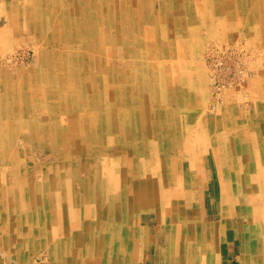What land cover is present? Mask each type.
<instances>
[{
    "label": "bare ground",
    "instance_id": "bare-ground-1",
    "mask_svg": "<svg viewBox=\"0 0 264 264\" xmlns=\"http://www.w3.org/2000/svg\"><path fill=\"white\" fill-rule=\"evenodd\" d=\"M45 1L27 0L28 6L22 11V18L34 20L35 30H39L43 17L53 18L55 14L56 18V13L65 8L64 3L72 6L73 0H50L49 4H44ZM170 1V12L183 7L180 0ZM210 1L216 0L203 3ZM199 2L201 0L194 3ZM224 2L230 7L226 0ZM78 6L81 18L85 19L79 22L78 29L86 27L85 24L87 29L79 32L76 41L82 40L80 49L88 45L99 54V57L94 55L95 58L88 55L87 64L94 60L100 65L98 61L104 59L101 53H108L110 58L115 50L107 48H113L114 44L133 49L141 27L150 43L163 32L160 27L154 30L142 23L143 17H151H146V11L138 17L137 0H80ZM38 7L41 9L35 13ZM256 9L262 12L264 6ZM172 15L166 14L172 28L169 35L173 37L172 43L161 45L171 52V78L165 64L163 75L160 69L157 71L163 81V89L158 92L152 89L153 94H148L141 88V92L135 91L137 95H133L132 88H115L119 92L112 98L107 93L108 81H104V86L102 83L83 85L82 89L74 84L76 81L71 85L68 82L64 92L60 89V94L64 93V100L68 101L61 112L67 117L66 123L51 122V126L47 124L45 128L42 120L57 112L43 99L45 83L38 81L36 73L17 76V79L11 77V83L8 80L7 84L0 85V166L10 167L15 177L6 189L1 186L0 193L6 195L11 212L20 214L17 222L25 223L30 229L34 244L40 245L44 240V244L50 246V264H138L140 251L148 253L149 249L159 263L161 256L166 259L164 264H219L215 252L227 230L238 234L237 242L242 251L238 264H264V195L256 192L259 179L264 176V161L255 153L256 146L264 143L258 144L264 124L256 123L255 115L252 122L248 120V126L240 112L232 116L235 120L231 118L227 122V129L215 126L210 117L202 126L200 117L191 118L183 112L179 114V110L171 119V103L177 98L186 107L191 101L185 94H196L193 79L186 72L187 63L181 66V57L191 52L186 40L196 42L191 37L193 26L176 22ZM228 18L240 20L232 15ZM12 23L16 24V18ZM258 30L264 31V27H256L253 32ZM69 32H58V36L62 38ZM95 32L98 35L90 45L92 39L88 43L86 35L92 37ZM181 34L183 39L178 47L175 37ZM67 47L72 45L67 44ZM136 49L152 63L148 51ZM129 53L133 58V51L129 49ZM67 61L73 62L72 57L68 56ZM154 64H150L152 68ZM178 66L182 67L179 74ZM68 71V74L72 72ZM257 73L258 77L249 82L250 88L255 90V95L264 96V74ZM120 77L119 73L113 76L114 79ZM130 77L150 80L151 75L142 71ZM57 83L62 85L63 81ZM85 93H95V96L88 99ZM183 98L186 101H182ZM260 102V99L253 102L254 109H264ZM100 103L106 105L105 110L97 109ZM186 113L194 114L189 110ZM233 122H238L235 127ZM244 125L247 136L240 132ZM20 136L24 138L23 149L17 147ZM30 150L49 153L51 161L23 162L22 155ZM207 164L215 182L211 186ZM16 171L20 172L17 176ZM193 173L200 180L199 187H209L219 201L220 222L209 224L199 217L200 204L195 199L194 188L190 187ZM153 222L157 223L156 228H151ZM159 231L165 244L163 252H158L151 240V234Z\"/></svg>",
    "mask_w": 264,
    "mask_h": 264
},
{
    "label": "rangeland",
    "instance_id": "rangeland-1",
    "mask_svg": "<svg viewBox=\"0 0 264 264\" xmlns=\"http://www.w3.org/2000/svg\"><path fill=\"white\" fill-rule=\"evenodd\" d=\"M26 1L27 0H0V45L3 44V47L0 46V85L7 84V81L11 77L17 79V76L32 73L35 75L36 73L39 77L38 81L43 80L45 83V89L42 87L44 89L43 99L47 101L46 103L50 105L49 107H54L55 113L57 112L55 116L42 120L45 128H47V124L51 126V122H58L62 125L66 123L67 117L62 116L61 112L65 109L64 107L68 104V101L64 100V93L60 94V89L62 88L64 92L65 86H69L67 85L68 82L71 85L76 81L77 83L74 82V84L78 85L79 89H82L83 85H85V87L95 86L100 83L103 85L106 84L104 81H108L106 88L109 90L107 93H109L112 98L116 97L119 92H116L115 88H132L133 95L136 94L135 91L141 92V88H145L148 94H153L152 89L157 92L160 91V89L162 90V76L160 77V72L157 73V71L160 69L163 75V67L166 64L168 66V77H170L172 72V64L169 65L172 58L170 57V49H164L161 46L164 42L172 43L170 39L173 40V37L169 36L172 30L168 22L170 19L166 18V14L170 13L173 14L172 17L176 19V22L179 21L187 26L192 24L193 31L191 37L195 38L196 41L191 42L190 38L186 40L189 42L188 45L191 52L181 57V66L184 62L187 63L186 72L189 73L193 79L192 84L195 87L194 93L196 94H185L186 98L189 96L187 100L191 101L186 107H184V105L182 106L181 102H178L176 98L175 103H171L169 109L171 119L173 113L179 110V114L183 112V115L188 114L187 116H191V118L192 116L193 118L194 116L200 117L202 119L200 122L202 126L206 125V121L210 117L215 123V126L218 125L221 129H227V122H229L231 118L234 119L235 115L237 116L240 112L242 113L240 114L242 116L241 119L245 120V123L247 122V124H249L248 126H250L248 120L252 122L253 116L255 115L256 123L258 122L259 125L264 124V109L260 108L256 110L253 107V102L256 99L262 101L260 105L263 107L264 96L255 95V90L250 88L251 85L249 84L252 79L258 77L257 71H262L261 74H264V31L258 30L257 32H253V29H256V27H264V10L262 12H256L258 10L256 9L257 6H264V3H262L264 0H226L230 7L226 5L224 0L210 1L205 3L206 5L203 3L206 0H201V2H199L200 5L194 3L195 0H180L183 7H180V9L177 8L172 12H170V4L172 3L170 0H137L139 3L137 8L140 9V11L137 9L138 17H142L144 11H146V17H151L150 19H145V17H143L142 23L144 25L147 24L146 27L149 26L154 30L160 27V30L163 32L158 35L154 43H150L144 29L142 27L139 28L137 32L140 35H137L138 38L135 40L136 44L133 45V49L129 47V49L133 51V58L126 45L121 44L116 45V47L114 44L113 48L108 47L107 50H115V54H111L109 58L108 53H101V56L104 58L103 61H98L97 58L100 65H97V62L94 60L92 63L87 64L88 55L92 54V57L95 58L96 55L99 57V54L94 53V48H90L88 45L80 49L82 40L77 39L76 41L79 32L87 29V24H85L86 27L83 26V28L81 27V29H78V26L81 25L79 22L82 20L85 21L80 15L81 8L78 6L80 0L71 1L72 6L71 3L68 4L69 6H66L65 2V8L60 9V12L56 13V18L55 14L53 18L51 16V18H49V16L43 17L42 23L39 25V30L34 29L36 23L34 24L33 19L30 20L28 17L22 18V14H24L22 11L28 6ZM47 2L49 4L50 0H46L44 4H47ZM121 2H123V0H121ZM199 6L201 9L199 8L200 10L198 11ZM254 8L256 9L255 11ZM40 9L41 8L38 7L34 12L37 13ZM229 10L230 13H228ZM230 15L238 17L240 20L234 21L233 19H229L228 16L230 17ZM162 17L163 20H160ZM13 18H16V24L12 23ZM253 18H255L256 21L253 20ZM55 19L59 22L58 25ZM44 20H47L46 22L48 23H45ZM203 21L204 24L202 23ZM52 22L56 24L54 23L53 25ZM21 25L23 27L22 31ZM82 25L84 24L82 23ZM58 32L63 34L64 32L69 33L61 38L58 36ZM96 34V32L94 35L92 34V37L86 35L85 41L89 43V40L92 39L90 45H93ZM180 36H183V34L175 37L179 42L178 47L181 39H183V37ZM67 44H71L72 47H67ZM134 47L135 49L139 47L143 48L145 52L148 51L150 54H148L150 57L148 59H150L152 63H149L146 57H141L140 51L137 49L135 50ZM159 50L160 52H158ZM127 55H130V58L124 60ZM68 56L72 57L73 62L69 61V63L67 61ZM152 56L156 59L152 60ZM157 58H159V60H157ZM150 64H154V68H152L153 66ZM68 69L72 71L70 74H68ZM142 71L148 73L149 76L151 75V78L148 77L150 80L141 79L140 77L131 79L130 76L136 77L138 72ZM181 71L182 67L178 66L176 72L179 74ZM116 73H119L122 77L114 79L113 76ZM263 77L259 78L261 79ZM124 78H126V80ZM58 80L59 82L63 81V84L57 83ZM199 80H201L202 83L199 82ZM12 81L13 80H9L10 83ZM52 93H58V95L54 96ZM85 95L90 99L94 98L93 96H95V93H85ZM49 96L55 98L50 99ZM195 100H198L200 103H195ZM182 101H186V99L183 98ZM239 102H241V104ZM102 104L100 103V106L97 108L99 111L101 109L105 110L106 105L102 106ZM215 106L217 107L215 108ZM186 110L194 114L186 113ZM229 111L231 117L228 115ZM42 112L45 113L46 109H42ZM227 117L230 118L226 120ZM236 123L238 122H233L234 127ZM244 127L246 128L244 125L240 132L247 136L248 132ZM263 133L260 136L261 140L259 139L258 144L264 142ZM21 137L22 136L17 139V147L19 149L24 148V138ZM255 153L260 161H264V143L256 146ZM48 154H44L39 150H30L22 155V159L23 162L31 161L34 163V161H37L39 163H46L51 161L49 157L50 154ZM206 168L209 173L208 178L212 180L209 181L211 186L215 183L212 175L213 172L208 164ZM18 173L20 172L16 171V176ZM195 177L196 174L193 173L190 187L194 188V192L196 193L195 197H197L195 199L200 204L198 208L199 217L209 224L220 222L222 220V214L219 201L213 195L209 187L208 189L199 187L201 185L200 180ZM14 178L15 177L10 173V167L0 166V188L2 186L6 189ZM261 178L259 179V188L256 192L257 194L260 193L263 197L264 176H261ZM19 183H21V181ZM209 184L207 183V185ZM221 188L222 186L220 184L218 187L219 191H221ZM3 196L4 199L2 198ZM6 199V195L0 193V264H50L52 261L50 246L45 245L44 240H42V242L40 241V245L34 244L33 236L29 233L30 229L26 227L25 223H21L20 221L17 222L18 217L20 218V214L11 212ZM155 224L157 225L155 222L150 223L151 228H156ZM22 231L24 232L21 234ZM224 232V240L227 243L224 240V242H219L215 252L217 263L238 264V260L242 256L240 242H237L238 234L232 230ZM161 234L160 231L151 234V238H153L151 240L156 244L158 252H163L165 250V244L162 242L163 238ZM146 251L148 253L140 251L139 260H137L138 264H164L166 259L164 260V258L160 256L159 263L155 253L153 254L150 249Z\"/></svg>",
    "mask_w": 264,
    "mask_h": 264
}]
</instances>
